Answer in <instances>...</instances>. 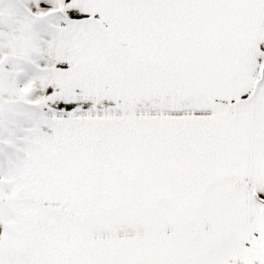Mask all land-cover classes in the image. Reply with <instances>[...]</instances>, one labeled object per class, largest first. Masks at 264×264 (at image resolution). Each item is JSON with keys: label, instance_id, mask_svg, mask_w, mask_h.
<instances>
[{"label": "snow or ice", "instance_id": "1", "mask_svg": "<svg viewBox=\"0 0 264 264\" xmlns=\"http://www.w3.org/2000/svg\"><path fill=\"white\" fill-rule=\"evenodd\" d=\"M0 264H264V0H0Z\"/></svg>", "mask_w": 264, "mask_h": 264}]
</instances>
